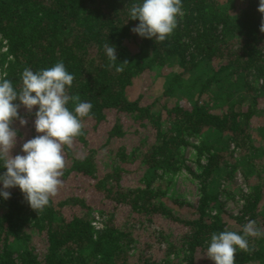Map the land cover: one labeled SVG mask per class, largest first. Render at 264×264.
<instances>
[{"label":"trees","instance_id":"1","mask_svg":"<svg viewBox=\"0 0 264 264\" xmlns=\"http://www.w3.org/2000/svg\"><path fill=\"white\" fill-rule=\"evenodd\" d=\"M235 1L181 0L184 15L178 17V26L164 42H156L131 31L139 21L130 19L128 9L140 0H0V46L3 41L6 47L0 52L3 77L18 88L25 68L35 72L63 61L74 76L71 87L66 86L67 93L79 94L82 102L93 106L89 116L81 118L82 134L73 139L80 142L86 154L72 156L71 146L65 145L63 151L71 162L63 177L71 172L94 177V155L99 147L96 140L89 143L87 120L99 125L111 116L106 142L127 134L125 119L136 126L131 133L139 138L133 148L121 146L115 151L112 171L96 183L106 198L129 208L123 226L118 225L116 208L99 231L92 226L93 214L88 211L66 219L65 206L88 209L84 200L74 196L58 201L50 197L48 205L36 212L20 189L12 187L7 189L8 199L0 197V264H130L136 243L134 223L140 220L134 216L137 213L153 223L155 212H160L179 223V232L175 233L164 224L153 231L138 222L149 233H156V240L168 253L177 252L164 264H182V260L196 264L194 256L206 254V241L210 243L212 233L230 230L242 234L241 226L249 219L263 230L264 163L254 160H264V150L260 153L261 148L253 143L255 129L250 121L260 112V95H264L260 92V87L264 89V33L260 31L259 0H245L241 8ZM129 37L139 50H150L148 59L142 61L128 52L125 42ZM107 42L115 46L117 65L128 61L123 72L109 67L103 47ZM213 61L219 62L217 67L211 65ZM166 65H178L182 71L168 73L162 85L158 84L161 98L181 90L187 91L182 92L185 101L154 96L145 102L143 92L129 99L127 91L135 78L145 80L155 71L157 88L159 69ZM67 107L74 111L71 101ZM23 108L18 109L20 116L35 118L37 106L31 113ZM258 132L264 137V127L259 126ZM29 136H36L32 129ZM190 138H201L194 149L197 155H206V164L200 174H193L199 182L197 206L192 213L177 218L163 202L156 201L149 186L158 171L175 173L183 166L181 149L189 145ZM234 156L240 160L235 161ZM121 163L144 168V187L135 185L137 182L123 185L125 168ZM229 163L232 169L226 171ZM234 170L242 173L246 191L240 192L243 204L238 213L225 220L211 215L209 209L224 192L219 180L229 182ZM5 171L0 162V174ZM252 173L256 179L249 178ZM29 229L45 238L41 256L36 253ZM248 243L251 251L237 249L235 264L257 260L264 264V236L248 237ZM145 246L151 247V241ZM136 256L132 264H162L150 254L140 252Z\"/></svg>","mask_w":264,"mask_h":264},{"label":"clouds","instance_id":"2","mask_svg":"<svg viewBox=\"0 0 264 264\" xmlns=\"http://www.w3.org/2000/svg\"><path fill=\"white\" fill-rule=\"evenodd\" d=\"M128 11L131 20L139 21L131 31L142 38H154L156 42H164L178 26V17L184 15L181 0H140ZM257 11L261 14L260 31L264 33V0H259ZM103 47L109 67L123 72L128 61L117 65L115 46L107 42ZM73 80L74 76L66 70L63 61L35 72L25 68L18 88H14L11 80L0 76V162L6 169L0 174V197L8 199L7 189L18 187L29 206L37 212L48 205L50 197L62 186L63 147H70L73 139L82 134L81 118L88 117L93 107L90 102H82L79 94L67 93L66 86L71 87ZM70 101L74 111L67 107ZM21 106L29 113L37 106L34 127L39 135L22 144V155L13 156L11 150L16 144L17 131L11 124L17 119L21 126L27 123L18 114ZM241 232L212 233L210 243L206 241V257L214 264H235L237 249L251 251L248 237L264 236V231L251 219L241 226Z\"/></svg>","mask_w":264,"mask_h":264},{"label":"rangeland","instance_id":"3","mask_svg":"<svg viewBox=\"0 0 264 264\" xmlns=\"http://www.w3.org/2000/svg\"><path fill=\"white\" fill-rule=\"evenodd\" d=\"M222 1V0H221ZM236 7L241 8L245 4V0H236ZM135 34V33H134ZM139 42L141 38H139ZM5 42L2 41L0 46V52L5 51L6 47L4 45ZM125 45L129 53L137 55L140 60L148 59L150 56L149 49H143L142 51L136 46L133 38H127ZM189 57L187 58V60ZM141 61V62H142ZM219 62L213 61L211 63L212 66L217 67ZM182 68L178 67V65H166L159 69L161 76L157 79V88L154 87V73L148 75L145 80H140V78H135L132 85L129 87L127 93L129 99H134L137 94L144 93L142 101L148 102L156 98L165 100L167 97L169 100H180L185 101L186 97L182 94V92L187 91H174L172 96H167L161 98L162 89L160 85L164 82L165 76L170 73H180ZM148 72V71H147ZM0 76H3V70L0 68ZM189 77V76H187ZM158 84H160L158 86ZM260 92L264 93L263 87H260ZM260 107L261 110L259 113H256L250 121L251 126L255 129L252 132V139L255 146H259L261 148L260 153L264 150V137L260 132H258V127H264V95H260ZM203 102V98H201ZM34 107V106H33ZM24 111L28 112L25 108ZM33 110V109H32ZM35 118L26 119L27 123L23 126L20 125L19 120L13 121L11 127L16 129L17 132H20V135L16 137V144L11 150V155L15 156L17 154H23L21 152V146L24 142L31 139L29 136L30 129L36 135H39L35 131L34 127ZM113 120L110 116V119L107 122H104L99 125H95L93 121H86V135L88 137L89 143L96 140V152L94 155L96 171L94 173V177H90L84 173L80 172H71L66 175V177H61L62 186L59 187L57 194L52 198L55 201L63 199L67 196L78 197L85 201L88 205V209L83 208L80 205L75 206H65L63 208V214L66 219H70L73 215H82L86 211L94 214L97 213L102 219L105 221L107 219V215L112 213L116 208L118 214V225L123 226V221L125 220L127 214L129 213V208L124 205H116L112 200L106 198L104 196L101 188L96 186V183L99 179H102L107 173L112 171V159H114L115 151H117L121 146H123L126 150L133 148L139 143V138L137 135H133L131 132L135 129L136 126L131 124L128 120H124V128L127 130V134L122 138H110L108 142H106V137L108 135V130L111 127ZM105 141V142H104ZM189 145L181 149V156L184 161L183 166L175 173L164 174L160 171L157 172L156 178H154L153 182L149 186V190L154 194L156 201L163 202L175 215V217H182L181 215H185L186 213H192L191 209L197 206V202L200 196L199 193V182L196 178L193 177V174L198 175L201 173L202 166L206 164L205 156H199L196 154V150L194 149L195 145H199L201 138H190ZM222 144L225 145V142L222 141ZM85 148L80 144V142L73 141L71 145V154L72 156L79 157L83 156L86 153ZM241 157V151L239 152ZM64 159H65V167L70 166L71 159L68 158L63 151ZM235 161L240 160L239 157H235ZM256 163H260L264 160L256 158L254 160ZM125 168V171L122 173L124 178L123 185L130 186L131 183L137 182L135 185L144 187L145 183L143 180V171L144 168L138 167L137 165L124 163L120 164ZM231 163L228 164V168L226 171H231L230 168ZM63 169V172H64ZM222 172V171H221ZM231 173V177L226 182L223 178L219 180L220 188L224 190L221 195L218 196V202L214 203V205L209 209L211 215H218L225 220H229L230 217L235 216L238 213L239 208L243 204V200L241 198V188L245 183V179L240 172V170H234ZM218 177V176H217ZM242 178L241 182H236L235 179ZM264 177V176H263ZM249 178L256 179L255 173L249 176ZM225 182V188L222 187L221 182ZM264 184V182H263ZM248 187V186H247ZM224 188V189H223ZM264 191V187H263ZM261 210H264V194L263 199L261 201ZM195 213V212H194ZM134 216L137 219H140L138 222H142L143 225L147 226V228L157 231L159 226L162 224L165 225L166 228H172L175 233L179 232L180 225L175 224V221H171L168 218L164 217L160 212H155L154 222H149L146 215L142 213H137ZM135 218V217H134ZM135 222L134 226V235L136 238V243L134 249L131 251V259L130 264H132L136 260V255L140 252L144 254H150V257L156 260L158 263L164 264L165 261H171L175 258L176 253H168L164 245L159 244L156 240V233H149L148 230H145L140 227V224ZM177 223V222H176ZM264 231V224L261 226ZM29 231L32 233V241L35 245L36 253L41 256L44 253L45 247V238L36 232L35 230ZM147 241H151V247L147 248L145 246ZM181 243L178 241V245L176 246V250H180ZM196 256V257H195ZM193 263L196 264H214L209 258L206 257L205 253L200 255H195ZM195 261V262H194ZM180 262V261H179ZM186 261L182 260V264H185ZM251 264H260V261H253Z\"/></svg>","mask_w":264,"mask_h":264},{"label":"built area","instance_id":"4","mask_svg":"<svg viewBox=\"0 0 264 264\" xmlns=\"http://www.w3.org/2000/svg\"><path fill=\"white\" fill-rule=\"evenodd\" d=\"M236 182H241L242 181V178L240 177L239 179H235ZM243 186L241 188V190L243 191H246V188H245V183L243 182ZM222 187H225V182L223 181L222 182ZM92 226L94 227V229L96 231H99L102 229L103 227V221L101 219V217L99 215H97V213H94L93 214V220H92Z\"/></svg>","mask_w":264,"mask_h":264}]
</instances>
